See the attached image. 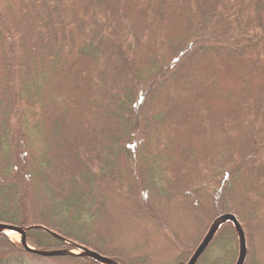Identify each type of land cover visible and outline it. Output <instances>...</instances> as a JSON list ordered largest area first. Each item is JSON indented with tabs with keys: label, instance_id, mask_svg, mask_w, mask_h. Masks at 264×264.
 <instances>
[{
	"label": "trees",
	"instance_id": "trees-1",
	"mask_svg": "<svg viewBox=\"0 0 264 264\" xmlns=\"http://www.w3.org/2000/svg\"><path fill=\"white\" fill-rule=\"evenodd\" d=\"M2 4L25 58L15 79L0 10V224L92 246L84 236L102 226L101 179L126 174L130 159L157 195L213 193L217 216L242 226L264 212V0ZM231 237L228 223L202 257L217 245L226 253L214 262L234 264ZM27 243L71 249L43 230ZM0 252V264L25 254L5 234Z\"/></svg>",
	"mask_w": 264,
	"mask_h": 264
},
{
	"label": "rangeland",
	"instance_id": "rangeland-1",
	"mask_svg": "<svg viewBox=\"0 0 264 264\" xmlns=\"http://www.w3.org/2000/svg\"><path fill=\"white\" fill-rule=\"evenodd\" d=\"M2 5L0 0L2 20L11 27L14 36V78L18 79L20 71L17 67L24 60L25 53L20 45L21 39L16 38L18 33L15 18ZM133 41L127 31L125 42ZM109 78L110 69L107 71L104 91L110 86ZM120 80L121 77L117 76L114 84ZM141 90L144 91V88ZM133 168V159H130L126 174L119 172L108 180L101 179L100 190L105 197L100 214L102 226L98 223L84 236L92 243V246L84 247L110 259L117 258L120 264H186L218 217L213 193H189L181 200L169 195H157L158 192L148 191L144 182L140 183L139 172ZM28 209L30 222L35 223L37 215L34 216L33 201L29 202ZM242 227L249 243L248 264H264V212L246 220ZM7 237L12 243L20 244L21 236L18 233H13V236L8 233ZM228 249L238 253L237 238L231 237ZM221 250L220 246H214L198 264H216L214 259L226 253ZM231 260L233 261L232 258L229 259ZM12 262L11 264H94L92 261L90 263L72 257L38 258L26 252Z\"/></svg>",
	"mask_w": 264,
	"mask_h": 264
},
{
	"label": "water",
	"instance_id": "water-1",
	"mask_svg": "<svg viewBox=\"0 0 264 264\" xmlns=\"http://www.w3.org/2000/svg\"><path fill=\"white\" fill-rule=\"evenodd\" d=\"M232 224L235 234L238 240L239 252L235 264H246L248 257V247H247V238L245 231L236 218L232 214H223L218 216L213 223L211 224L208 232L205 237L194 251L193 255L186 264H197L204 253L207 251L208 247L216 237L220 228L226 224ZM33 230H43L50 234L55 239L69 245L71 249H59V250H40L35 249L28 245L27 243V234ZM18 233L21 236L20 244L23 247L24 251L28 254L42 257V258H56V257H72V258H86L92 260L98 264H120L117 261L105 257L95 251H92L86 247L78 245L73 242H69L63 237L53 233L49 229L42 226H31V227H18L7 224H0V234L7 235L8 233Z\"/></svg>",
	"mask_w": 264,
	"mask_h": 264
},
{
	"label": "bare ground",
	"instance_id": "bare-ground-1",
	"mask_svg": "<svg viewBox=\"0 0 264 264\" xmlns=\"http://www.w3.org/2000/svg\"><path fill=\"white\" fill-rule=\"evenodd\" d=\"M10 235L13 236V232H10Z\"/></svg>",
	"mask_w": 264,
	"mask_h": 264
}]
</instances>
